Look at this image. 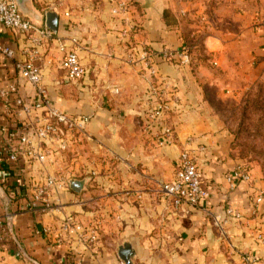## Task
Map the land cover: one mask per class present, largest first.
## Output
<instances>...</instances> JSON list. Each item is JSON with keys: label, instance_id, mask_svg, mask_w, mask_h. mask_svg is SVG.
I'll list each match as a JSON object with an SVG mask.
<instances>
[{"label": "crops", "instance_id": "1", "mask_svg": "<svg viewBox=\"0 0 264 264\" xmlns=\"http://www.w3.org/2000/svg\"><path fill=\"white\" fill-rule=\"evenodd\" d=\"M15 1L34 25L78 40L86 72L77 83L65 80L56 41L37 48L33 62L53 106L91 118L90 139L64 145L44 139L52 157L41 165L24 153L13 162L11 152L23 142L0 132V264H245L240 257L247 252L264 264V244L253 238L255 230L264 231V201L253 200L264 183L253 171L250 184L228 182L240 160L209 95L210 88L213 99L231 92L227 78L249 84L264 74V0ZM121 2L125 13L118 12ZM165 10L174 24L163 22ZM189 19L207 24L205 31L191 30ZM197 32L203 33L201 55L190 42ZM0 43L17 59L31 49L24 36L2 26ZM127 44L137 52L135 63L127 62ZM165 47H187L190 64L165 63L158 54ZM143 49L152 53L147 67ZM14 83L25 101L33 98L13 62L0 54V128L23 122L16 95L6 94ZM162 86L178 102L169 118L175 132L170 146L155 142L144 119ZM197 144L205 147L197 163L206 196L197 208H176L158 184L173 179L179 154ZM47 176L59 182L41 195ZM42 201L49 204L45 212ZM227 207L240 218H231ZM69 219L78 233L96 229L97 240L80 242L69 233Z\"/></svg>", "mask_w": 264, "mask_h": 264}, {"label": "built area", "instance_id": "2", "mask_svg": "<svg viewBox=\"0 0 264 264\" xmlns=\"http://www.w3.org/2000/svg\"><path fill=\"white\" fill-rule=\"evenodd\" d=\"M120 9H125L121 3ZM68 15V14H66ZM0 26L14 35L24 36L30 44L28 50L22 51V59L16 58V52L9 46L0 43V54L13 62L14 70L20 80L25 81L33 91V98L25 101L20 97L18 84H11L6 94L16 95L15 106L23 113V122H14V127L8 129L1 127L0 132L6 136L7 141H12L20 137L23 142L21 149L11 152L10 157L13 162H18L24 155L39 164L50 162L52 151L47 146L42 147L45 140H53L62 145L67 141L90 139L87 132L91 118L87 115H72L63 112L53 106L47 89L43 84L40 70L34 65V58L37 48L43 44L56 41V50L60 54V68L64 71L65 80L74 84L83 79L85 68L81 64L77 47L78 40L75 37L68 39L59 38L54 29L47 25H34L19 9L15 0H0ZM140 60L144 65L149 66L152 53L148 49H143ZM165 62H175L180 65H187L190 58L183 49L171 50L162 48L158 53ZM127 62L135 63L137 52L129 50ZM216 65V62H213ZM112 93L118 94V89L113 88ZM154 105L149 107L144 113L146 126L153 132L154 140L159 146H170L175 143V132L169 124V118L176 110L178 102L174 92L167 86H162L156 92ZM34 138L37 143L32 145L28 138ZM193 141V140H192ZM205 147L197 144L195 149H187L181 152L174 164V177L170 182L158 184L160 192L170 198L171 203L176 208H197L200 206L206 192L203 188L202 174L197 163V153L204 152ZM227 180L232 185L234 182L250 184L253 181L252 170L246 165H236L227 176ZM59 182L54 177L47 176L44 184L38 188V192L43 195L50 188ZM253 200L256 204L264 201V188L257 191ZM41 210L49 209V204L42 201ZM225 211L231 218L239 219L237 210L227 207ZM72 221L69 219V233L75 234L80 242L93 243L97 240L96 229L78 233L73 229ZM255 242L264 244V231L257 229L253 232ZM241 260L245 264H258L257 256L252 252L242 253Z\"/></svg>", "mask_w": 264, "mask_h": 264}, {"label": "rangeland", "instance_id": "3", "mask_svg": "<svg viewBox=\"0 0 264 264\" xmlns=\"http://www.w3.org/2000/svg\"><path fill=\"white\" fill-rule=\"evenodd\" d=\"M121 3L125 6V9H120L118 12H127L126 3ZM120 4H118V8ZM192 21V19H189L190 23ZM193 23L195 24L190 27L191 30H204L201 26H207L205 23L202 25L196 21H193ZM213 25L215 26L214 23ZM196 34L198 35L196 39L195 36H190V42H193V44L195 42L198 46L196 51L201 55L203 52L201 47L203 46L201 42L203 33L197 32ZM130 49L131 47L128 46L126 51ZM183 50L190 58V51L187 47ZM190 62L191 59L188 64ZM165 63L174 64L175 62ZM211 65L216 66L213 63ZM236 79H225V84L231 85L230 88H227L231 89V92H224V96L218 99H213L215 91L213 88L209 89L210 99L214 107L213 112L219 118V126L232 134V145L237 159L240 160L239 165L248 166L254 172L255 177L264 183V74L262 73L258 78L255 74L249 84H244L240 79Z\"/></svg>", "mask_w": 264, "mask_h": 264}, {"label": "trees", "instance_id": "4", "mask_svg": "<svg viewBox=\"0 0 264 264\" xmlns=\"http://www.w3.org/2000/svg\"><path fill=\"white\" fill-rule=\"evenodd\" d=\"M163 22L165 23V25H170V24L175 23V20L172 18L170 13L166 10L163 13Z\"/></svg>", "mask_w": 264, "mask_h": 264}, {"label": "water", "instance_id": "5", "mask_svg": "<svg viewBox=\"0 0 264 264\" xmlns=\"http://www.w3.org/2000/svg\"><path fill=\"white\" fill-rule=\"evenodd\" d=\"M16 2H18V1H16Z\"/></svg>", "mask_w": 264, "mask_h": 264}]
</instances>
